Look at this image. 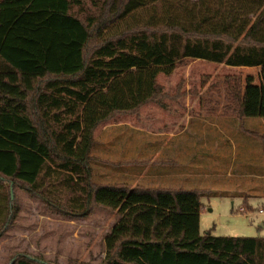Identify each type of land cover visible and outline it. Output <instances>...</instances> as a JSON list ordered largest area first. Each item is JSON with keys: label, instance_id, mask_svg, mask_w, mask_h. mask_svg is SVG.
Returning a JSON list of instances; mask_svg holds the SVG:
<instances>
[{"label": "trees", "instance_id": "16d2710c", "mask_svg": "<svg viewBox=\"0 0 264 264\" xmlns=\"http://www.w3.org/2000/svg\"><path fill=\"white\" fill-rule=\"evenodd\" d=\"M183 58L257 67V82L225 75L199 103L264 118V0H0V226L15 214L6 182L18 183L67 216L115 209L100 264H264V237L200 234L204 188L96 177L95 128L158 99L157 75Z\"/></svg>", "mask_w": 264, "mask_h": 264}, {"label": "rangeland", "instance_id": "374dc122", "mask_svg": "<svg viewBox=\"0 0 264 264\" xmlns=\"http://www.w3.org/2000/svg\"><path fill=\"white\" fill-rule=\"evenodd\" d=\"M257 73V67L192 58L179 60L169 75L159 73L158 99L137 113H117L95 128L92 163L99 182L110 177L132 185L204 188L209 193L200 198V234L209 230L213 235H264V215L252 212L264 209V118L235 120L221 116L219 107L201 110L199 103L210 86L223 91V76L243 79L250 74L257 82ZM241 125L254 126L255 139L239 134ZM166 157L172 162L169 170L157 173ZM7 190L15 214L0 226V264H9L15 253L56 264L103 261L105 236L119 218L115 209L94 206L85 217L67 216L23 185L6 182ZM246 201L254 208L251 213L238 211Z\"/></svg>", "mask_w": 264, "mask_h": 264}, {"label": "crops", "instance_id": "0c3cea01", "mask_svg": "<svg viewBox=\"0 0 264 264\" xmlns=\"http://www.w3.org/2000/svg\"><path fill=\"white\" fill-rule=\"evenodd\" d=\"M186 98H189V96H185L183 99L185 100ZM184 106H188V105H184ZM198 106V105H197ZM263 202H264V199H263ZM254 208H253V206H252V204H250L248 201H246L245 203H243V204H241V207H239L238 208V211H240V212H245V213H251V211L253 210ZM260 209V207L259 208H257V210H255V211H252L253 212V214H260L259 213V210ZM247 211V212H246ZM203 212V211H202ZM202 212H200V217H199V220L201 219V216H202ZM262 215V214H261ZM119 219V218H118ZM117 219V220H118ZM117 220H116V222H117ZM115 222V223H116ZM114 223V224H115ZM113 224V225H114ZM113 227V226H112ZM111 227V228H112ZM260 227H264V223L262 222V223H260ZM109 233V232H108ZM259 237H264V235H259Z\"/></svg>", "mask_w": 264, "mask_h": 264}, {"label": "built area", "instance_id": "2783aa9c", "mask_svg": "<svg viewBox=\"0 0 264 264\" xmlns=\"http://www.w3.org/2000/svg\"><path fill=\"white\" fill-rule=\"evenodd\" d=\"M258 211L260 214L264 215V209L260 208Z\"/></svg>", "mask_w": 264, "mask_h": 264}]
</instances>
